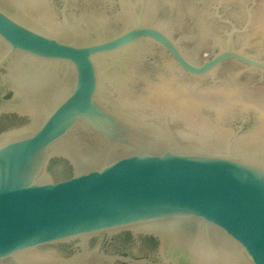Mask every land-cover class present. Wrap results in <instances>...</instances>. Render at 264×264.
<instances>
[{"label":"water","instance_id":"obj_1","mask_svg":"<svg viewBox=\"0 0 264 264\" xmlns=\"http://www.w3.org/2000/svg\"><path fill=\"white\" fill-rule=\"evenodd\" d=\"M88 1L63 7L52 35L0 0V114L26 120L0 133V264H105L52 250L124 231L156 238L164 264H264V139L198 133L117 88L132 69L121 76L126 57L115 58L144 41L195 78L229 61L264 72L235 46L244 30L224 20L225 44L196 63L167 31L162 0H119L92 27L71 23Z\"/></svg>","mask_w":264,"mask_h":264},{"label":"rangeland","instance_id":"obj_2","mask_svg":"<svg viewBox=\"0 0 264 264\" xmlns=\"http://www.w3.org/2000/svg\"><path fill=\"white\" fill-rule=\"evenodd\" d=\"M14 1H17L14 6L18 11L20 9V13L24 15L23 18L28 22H32L29 15H26L29 13L24 10L26 3L20 0ZM53 1L54 0L37 1L39 4L43 3L40 6L43 9V12L46 11V17H38L37 15L35 16L34 14H30L37 17L41 24L50 26L46 27L47 32L52 35H58L62 33L65 28V19L61 12L62 8H70L71 4H74L78 0H69L68 4L65 0H61V5H55ZM97 1L100 5L97 10L106 18H108V16H112L114 13H117L111 10L112 7L116 6L118 11L120 9H118L119 0ZM162 5L166 12L164 20L167 31L175 39L185 36V39H182L181 46L188 57L194 62H202L206 55H208V51H215L223 47L226 40V31L229 29V26H227L223 21L227 19L232 20L240 30H244L236 35L235 46L254 57L264 60V0H162ZM78 17L73 20H79L80 17L77 19ZM98 18L101 19V17ZM45 20L46 22H52L48 25L49 23H44ZM207 27H209V29ZM205 34L209 39L212 37L208 41L209 43L205 45L207 47L203 46V44H205L204 41L207 39ZM201 35L203 39L201 38ZM140 47H146L147 50L140 52ZM122 56H125L126 58L124 57L125 59L120 61L119 67L122 72L120 75L122 76L124 71H128L130 69H132V71L130 75H128V85H117L118 91L121 95L129 91L132 95H135L136 93L139 94V96H141L139 99H142V96L146 93L145 91L143 93V89L141 90V87L144 85V80L146 78L155 79L161 73L169 75L173 72L177 76L178 82L182 84L183 82L184 84L191 83L195 89H200L201 92L207 91L209 95L213 92L218 95H222L221 93L226 95L228 88L231 86H238V90L239 88H242L244 93H247L246 95H248V92L249 94L253 92L250 96L251 99H254L255 103L256 101L257 103L259 102V104L261 103L260 105L264 107V72L242 63L229 61L220 68L213 79H200L187 75L176 65L174 60L164 49L149 41H144L138 44L136 47L128 50L126 55H119L117 56L118 58H115V60L118 62L123 58ZM128 58H134V62L132 61L130 68L126 67L128 61L130 60ZM141 77L144 78V80H142ZM174 83L177 82L174 81ZM257 92L262 94H258ZM125 97H127V95ZM228 106V110L222 114V118H217L215 116V111L212 109H204L202 110V113L199 114L201 116H210L211 118L209 119L212 123L217 122L220 127L219 130H221V135L245 137L247 133H251L255 127L254 125H256V122L258 121L257 112L254 110L243 111L241 105L234 106L232 104H228ZM146 108L153 109L154 107L147 106ZM176 116L184 123L189 124L190 126H188L198 133L219 135L216 128H212V131L210 130L205 132L204 130L207 129V127L202 128L204 126L199 124L193 125L183 117L181 118L180 115ZM222 127L225 132L222 130Z\"/></svg>","mask_w":264,"mask_h":264},{"label":"bare ground","instance_id":"obj_3","mask_svg":"<svg viewBox=\"0 0 264 264\" xmlns=\"http://www.w3.org/2000/svg\"><path fill=\"white\" fill-rule=\"evenodd\" d=\"M10 1L13 3V5H15L17 3V1H14V0H10ZM20 1H23L24 3H26V7H24V10H26L29 13L26 15H29V18L33 22H35V24L38 23L40 26L50 27V26H45L44 24H41L40 20L37 17H34L33 15H31V14H34L35 16L37 15L38 17L39 16L40 17H46V11L44 10L45 12H43V9L40 6L43 3H41V2H40L41 4L37 3L38 0H35V1L34 0H32V1L31 0H20ZM92 2H93L92 0H89L85 4L86 5L84 7L85 10L80 11L81 12L80 13V19H79V17L77 18L79 20L75 21L72 19V20H70V22L73 24H77L79 27H83V26L92 27L94 24H96L95 23L96 21H101L103 18H102V15L100 13H96L94 10V14L92 13V16H90V14L88 12L87 7L92 8V5L94 4ZM119 14L121 15V13H119ZM122 15H121V17H123ZM98 17H101V19H99ZM36 21H37V23H36ZM51 22H49V21L46 22V20L44 21L45 24L49 23L48 25H50ZM206 24H208V23H206ZM207 28L209 29V27H207ZM212 35H213V33H212ZM203 37H204V35H203ZM205 37H207L206 34H205ZM209 37H211V36H209ZM201 38H202V35H201ZM210 39L207 37L206 41H204L205 44H203V46L207 45L209 43L208 41ZM201 46H202V44H201ZM205 47H207V46H205ZM142 50L143 49H141V51ZM145 50H147V48H145L144 51ZM165 64H167V63H165ZM129 74L130 73H127L126 74L127 76H125L126 81L128 80ZM142 80H144V78H142ZM174 81H176L177 83H174ZM179 81H180V79H179ZM181 82H182V80H181ZM237 83H238V81H237ZM126 85H127V83H126ZM235 85H237V84H235ZM237 87L231 86L230 88H228L226 95L223 93H221L222 95H220V94L218 95L216 93L214 94V92L212 93L213 95L212 94L209 95L207 93V91H205L206 92L205 93L203 91L201 92L200 89H195L191 83H185L184 84V82H183V84H182V83L178 82V78L173 72L170 73L169 75H165V74L161 73L155 79L154 78L153 79L152 78H146L144 80V85L142 86V89H143V93L145 91L146 94L142 96V100H145L146 102H148L149 104H151L153 106H158V108H160L162 110H166V111H169L171 113L173 112L176 115H180L181 118L183 117L184 119H186L187 121H189L193 125L199 124V125L204 126L202 128L207 127V129H205V130L203 129L205 132L210 131L212 128H216L219 135H221V130H219L220 129L219 124L217 122L212 123L209 119V118H211L210 116H206V115L201 116L200 114L202 113V110L212 109L213 111H215V113H216L215 116L217 118H222L221 117L222 114H224L228 110L227 109L229 107L228 104L229 105L232 104L234 106L235 105H241L243 111L254 110L257 112V115H258V121L256 122L254 129L251 131V133L250 132H249V134L247 133V135L245 137L246 138L264 139V109H263L264 107L260 105L261 103L259 104V102L257 103V101L255 103L254 102L255 100L251 99L250 96L252 95L253 92L251 94H249V92L247 91L248 95H246L247 93H244V90L242 88H239V90H238ZM246 87H248V86H246ZM252 88H253V86H252ZM224 92H225V90H224ZM262 92H263V90H262ZM258 94H262V93H258ZM222 130L225 132L223 127H222Z\"/></svg>","mask_w":264,"mask_h":264},{"label":"flooded vegetation","instance_id":"obj_4","mask_svg":"<svg viewBox=\"0 0 264 264\" xmlns=\"http://www.w3.org/2000/svg\"><path fill=\"white\" fill-rule=\"evenodd\" d=\"M73 11L75 12L76 9H70V11H66V14L70 15ZM75 17L76 15L74 14ZM12 94V91L8 90L3 95V99H10ZM25 122L26 120L15 112H2L0 114V133L9 128L24 124ZM117 245L124 247H121L115 253H111L110 248ZM82 246L83 242L80 240L61 244L59 248L52 250V254L69 257L83 252L89 254V256L91 255V258L95 261L104 260L106 262L105 264H164L158 253L159 243L157 239L142 233L131 231L116 234L106 233L90 239L89 248L84 249ZM132 246L135 248H131ZM143 251H146V253H143Z\"/></svg>","mask_w":264,"mask_h":264}]
</instances>
